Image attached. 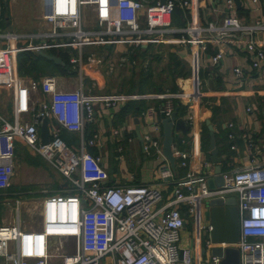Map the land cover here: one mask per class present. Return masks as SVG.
<instances>
[{"label":"built area","instance_id":"obj_1","mask_svg":"<svg viewBox=\"0 0 264 264\" xmlns=\"http://www.w3.org/2000/svg\"><path fill=\"white\" fill-rule=\"evenodd\" d=\"M41 3V19L47 25L46 30L28 35L0 34L4 40L0 47V88H9L12 102V120L0 115V190L10 184L16 140L44 158L63 182L58 191L47 193L40 200L36 228L21 227L18 220L0 225V264H100L106 255L112 257L113 264H203L188 249L178 245L184 222L180 206L185 207L187 214L194 215L199 201L227 196H233L236 203L238 239L234 244L213 246H235L239 264H264V164L251 162L232 169L222 174L223 185L213 188H208L206 174L188 171L174 182L170 197L156 206L162 199L156 185L107 184L108 174L100 157L86 150V146L95 144L97 135L82 137L85 124L93 120L95 102L107 106L115 101L146 97L140 94L105 96L83 91V77L88 75V67L106 63L104 69L112 72L127 63L125 55L115 56L104 46L119 42L135 46L145 39L151 41L155 35L162 42L166 33L178 34V42L182 44L202 43L203 39L194 35L195 28L190 25L181 29L171 27L173 7L185 9L188 0H41ZM224 5L232 12V0H224ZM45 9L49 12L45 13ZM198 30L210 33L214 40L245 36L251 68H258L264 60V39L252 38L256 31L264 30V22L244 25L232 13H227L220 24L208 22ZM25 36L35 41L22 44ZM84 47H87L85 53ZM100 47L103 52L94 49ZM51 48L69 50L68 63L77 73L75 82H79L76 88H59L57 82L61 81L54 75L38 79L17 75L18 52H46ZM221 55L218 49L211 56V63L215 64ZM232 72L235 76L242 73L239 67H233ZM37 92L46 95L39 107L31 97ZM152 96L164 100L161 111L168 116L173 109L172 99L182 100L190 107L198 92ZM42 118L48 120L45 144L40 143L38 132ZM186 121L190 125L192 117L188 115ZM62 130L78 134V145L66 144L60 137ZM142 141L143 151L148 153L152 148L155 155H161L158 139L145 134ZM116 149L120 151L119 147ZM171 152L178 158V166L185 167L186 152L174 146ZM168 170L161 168L159 176L169 177ZM205 229L208 236L211 226ZM68 238H72V251L64 250L61 245ZM218 260L219 257L210 255L209 264H217Z\"/></svg>","mask_w":264,"mask_h":264},{"label":"crops","instance_id":"obj_2","mask_svg":"<svg viewBox=\"0 0 264 264\" xmlns=\"http://www.w3.org/2000/svg\"><path fill=\"white\" fill-rule=\"evenodd\" d=\"M14 1L17 2L18 0H0V15L2 8L9 15L4 18L6 20L4 26H8L10 22L11 4ZM36 2L40 13H43L41 0H36ZM188 2L187 8H178V12L171 14V27L181 29L190 25L195 28L194 35L203 39L202 43L182 44L178 42V34L166 33L164 34L165 41L162 42L155 35L151 41L145 39L135 46L119 42L108 45L109 48H104L115 56L122 54L127 58V63L113 69L115 72L128 68L136 74L138 71L149 69L153 72V80L150 83L165 89L157 88L155 91L110 94L99 90L103 87L102 82H105L103 81V73L112 77V74H108L104 68L88 67L86 70L88 75L83 77L84 86L87 82L92 86L95 85L94 91L96 92H90L92 94L112 96L134 93L146 96L140 99L115 101L114 104L107 106L95 102L93 104V120L89 123L92 124V134H96L97 138L94 145L86 146V150L89 152L88 147H92L96 151L95 155L100 157L108 174L106 183L109 185H156L162 196L161 201L156 206L170 197L174 182L186 172L204 173L207 179L213 177V164L208 160V140L205 146L201 142L202 137L205 136V131L209 139L206 120L212 127L214 147L217 156L221 158L219 166L222 174L251 162L264 164V60L260 62L258 68H251V54L245 48V36L243 38L236 37L237 39L232 40H214L210 33L198 30L204 28L208 22L214 25L220 24L221 18L227 13H232L244 25L253 24L255 21L264 22V0H232V12L227 11L224 0H188ZM140 22L142 24L141 18ZM37 27L36 32H40L46 30L47 25L41 20L37 22ZM9 32L26 33L11 32L0 28V34ZM254 37L255 40L264 39V30L256 31L252 35V38ZM1 40L0 38V47L3 46ZM101 48L94 49L103 52ZM218 49H221V58L212 64L211 56ZM134 50L137 52V58L130 62L129 55ZM161 61H164L161 68L162 72L156 73L159 69L154 71L152 65ZM168 61L171 63L170 67ZM173 61L178 64L175 70L172 69ZM233 67L241 69L240 76L233 74ZM168 69L174 71L175 74H168ZM164 72L168 80H160ZM76 75L75 72L74 76ZM55 77L59 78V76ZM155 77H159L158 82H154ZM171 83L176 86L174 92L167 89ZM78 84L79 82H75V86L71 85L76 87ZM71 85L63 86L61 82H57V86L61 89H71L73 88ZM191 90L198 92V98L189 105L190 107L182 100L172 99V101L178 100L185 106L182 114L176 111V117L183 119L188 128L184 132L173 131L172 146L186 152V166H178V158L174 157L175 168L173 170L168 168L170 176L160 177V169L167 165V161L161 155H155L152 148H149L148 153L142 149V137L145 134L158 139L159 144L161 140L159 113L164 100L152 95L179 91L190 92ZM31 97L35 100L37 107H39L40 101L46 100V95L38 92L32 94ZM138 101L143 102V108L139 113L137 115L127 113L118 125H114L119 109L127 102L135 103ZM247 108L249 110H246ZM188 115L192 117L190 125L186 121ZM134 118L137 120L139 138L136 134ZM153 126L156 128L154 129ZM225 130L230 131L233 136L229 138L227 134L224 137ZM66 139L69 146L74 147L73 141L79 140V135L67 133ZM126 145L130 150L137 153V158L133 159L132 162L134 167H126L123 156L120 154ZM117 147L120 148V151L116 149ZM117 153L119 154L116 155ZM129 161L128 157L127 162ZM180 208L183 211L184 222L179 230L178 245L188 249L190 254L196 257L199 262L209 264V248L215 243L208 241L205 233V227L210 225L207 201L198 202L194 215L187 214L184 206H180ZM185 230H188L189 234ZM100 264H113V259L106 255L100 259Z\"/></svg>","mask_w":264,"mask_h":264},{"label":"rangeland","instance_id":"obj_3","mask_svg":"<svg viewBox=\"0 0 264 264\" xmlns=\"http://www.w3.org/2000/svg\"><path fill=\"white\" fill-rule=\"evenodd\" d=\"M12 16L9 18L8 26H4L2 30L11 32H26L23 34H34L37 30V22H40L41 15L40 9L37 7L36 0H18L11 4ZM2 16L5 18L8 13L2 11ZM6 21V20H5ZM89 23V20L87 19ZM4 42V40H1ZM35 39L29 36H25L21 39L22 44L28 42H34ZM87 47L83 48V52H86ZM164 61L155 63L152 65L156 73L162 72V63ZM169 62V61H168ZM166 64V62H165ZM169 67L171 63L169 62ZM106 63H101L102 68H105ZM51 68H47V75L55 73ZM112 74L111 76L103 73V87L102 92L106 91L110 94L121 93L125 94L127 89L130 87L131 82H136V74L133 70L125 68L124 70L107 72ZM100 75H102L100 73ZM159 75V74H157ZM57 76V75H55ZM97 76V75H96ZM161 79L168 80L165 72L161 75ZM76 76H59L63 86H69V84L75 83ZM159 77H155L154 82H158ZM72 86V85H71ZM72 86V87H73ZM73 87L69 90H72ZM84 92H96L95 85L92 86L87 82L84 86ZM134 94V93H132ZM0 115L12 120L11 118V94L9 88H0ZM21 119H25L22 116ZM74 146H77L78 140L73 141ZM14 154V171L10 179V184L5 190H0V225H8L18 220L20 226L26 228H36L39 223V204L42 197L50 192L58 191L57 185H62L63 178L59 173L41 156L34 154L29 148L25 147L21 141L16 140L13 148ZM117 153L116 155H118ZM123 156L124 164L127 166L134 167L133 159L137 158V153L130 150L127 145L120 153ZM129 157V162L127 159ZM123 159H120L121 161ZM189 234L188 230H185ZM188 234L186 236L188 237ZM190 238V237H189ZM191 242L189 243V245ZM62 248L67 251L73 250L72 238H68L67 242H61Z\"/></svg>","mask_w":264,"mask_h":264},{"label":"water","instance_id":"obj_4","mask_svg":"<svg viewBox=\"0 0 264 264\" xmlns=\"http://www.w3.org/2000/svg\"><path fill=\"white\" fill-rule=\"evenodd\" d=\"M163 2V0H159ZM45 13L49 10H44ZM173 12H178L177 7H173ZM105 48H109L108 45ZM38 54L47 60L52 61L54 64H59L60 59L58 56H53L43 51H38ZM160 108V126H161V140H160V154L167 161V165L163 166L162 169L173 170L175 168L174 156L171 152V146L173 143V131L184 132L188 126L185 121L181 118L176 117L177 107H174L168 116L164 115ZM135 129L137 137V120L134 118ZM209 139H208V160L213 164V177L206 180L208 188L220 187L224 183V178L221 173L219 163L221 158L217 156V151L214 147V136L212 127L209 122L205 121ZM40 143L45 144L48 139L47 135V120L42 118L39 128ZM209 208V222L211 229L208 233V239L211 243H225L234 244L238 239V216L237 209L235 207V201L233 196L225 198H211L207 201ZM211 256L219 257L217 264H239V254L235 246L226 245L224 247L212 246L209 249Z\"/></svg>","mask_w":264,"mask_h":264},{"label":"trees","instance_id":"obj_5","mask_svg":"<svg viewBox=\"0 0 264 264\" xmlns=\"http://www.w3.org/2000/svg\"><path fill=\"white\" fill-rule=\"evenodd\" d=\"M4 8L1 10V15H0V28H3V25L5 23L4 17L2 16V11ZM102 49V48H101ZM46 53L51 54L53 56H58L60 59L59 64H54L52 61L45 59L44 57L40 56L38 52L30 51V50H22L18 52L15 56L16 60V72L19 77L23 78H32V79H38L39 77L43 75H47V68H51L52 71L55 73L57 76H69V75H75V71L71 68L70 64L68 63V49H62V48H51L46 50ZM137 58V52L134 50L132 53L129 55V61L131 62L132 60H136ZM177 63L173 61V67L172 69H176ZM50 69V70H51ZM144 71V72H143ZM143 71H138L136 72L135 78L137 79L136 82H131L130 87L127 89L126 92L131 93L134 91L140 92V91H151V90H157V88L165 89L164 87L158 86V85H153L150 82H152L153 78V72L151 70L146 69ZM168 74H175L174 71H171V69L167 70ZM178 73H181L178 71ZM53 75V74H50ZM170 92L176 91V86L171 83L170 87L167 88ZM143 102H127L125 105H123L116 116V121L114 125H118L121 119L127 114L130 113L132 115H137L139 111L143 108L142 107ZM172 104L174 107H177V111L179 114H182L185 106L181 104L178 100L172 101ZM173 107V108H174ZM203 129L205 131V127L203 126ZM67 133L65 130H62L60 132V137L65 141L66 144H68V141L66 139ZM230 133V131L225 130L224 131V137ZM92 134V124L87 123L84 126L83 130V139H87L91 136ZM76 137V136H75ZM208 140V136L206 135L205 131V136L202 137L201 142L203 143V146L206 145ZM69 145V144H68ZM89 153L92 155L96 154V151L92 147H88ZM224 167V166H223ZM108 184V183H107ZM57 188L60 189L61 185L58 184Z\"/></svg>","mask_w":264,"mask_h":264}]
</instances>
